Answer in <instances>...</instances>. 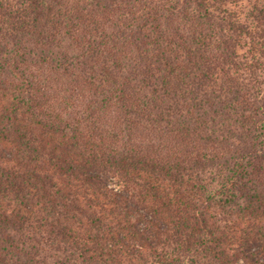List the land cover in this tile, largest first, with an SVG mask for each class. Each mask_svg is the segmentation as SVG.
Wrapping results in <instances>:
<instances>
[{
  "label": "trees",
  "instance_id": "16d2710c",
  "mask_svg": "<svg viewBox=\"0 0 264 264\" xmlns=\"http://www.w3.org/2000/svg\"><path fill=\"white\" fill-rule=\"evenodd\" d=\"M0 264H264V0H0Z\"/></svg>",
  "mask_w": 264,
  "mask_h": 264
}]
</instances>
